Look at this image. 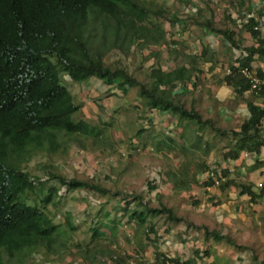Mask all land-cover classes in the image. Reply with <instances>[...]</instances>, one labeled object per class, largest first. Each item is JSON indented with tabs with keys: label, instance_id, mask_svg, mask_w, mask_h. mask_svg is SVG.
<instances>
[{
	"label": "rangeland",
	"instance_id": "1",
	"mask_svg": "<svg viewBox=\"0 0 264 264\" xmlns=\"http://www.w3.org/2000/svg\"><path fill=\"white\" fill-rule=\"evenodd\" d=\"M189 1L195 0H138L148 9L143 23L151 27L149 34L139 35L132 42L125 41L122 48L112 46L104 56L105 61L114 65L121 60L129 74L145 87L154 70L164 72L180 64H201V57L182 51L191 46L188 39L176 34L195 29L188 27L191 15L183 7ZM209 8L212 26L225 27L227 22L222 16L225 11ZM231 11L241 18L240 26L231 24L233 31H241L243 13L234 8ZM181 20L187 21L174 24ZM60 78L79 106L72 118L86 119L97 134H62L58 136L60 144L55 151L34 150L20 162L14 157L10 161L38 180L46 178L48 172H56L67 178L92 180L103 190L67 188L52 177L44 181L43 192L48 186H56L57 191L51 192L46 203L40 201L42 192L37 188L27 190L25 200L42 207L58 226L49 245L24 247L9 258L2 253L4 261L7 264H153L156 251L182 258L197 248L200 262L195 264H225V240L213 241L216 247H207L205 237L210 235L202 238V230L193 226L204 219L210 229L217 228L215 201L207 199L202 215L194 207L204 194L196 181L197 174L222 168L217 166L219 162H205L204 158L206 150L218 148L222 136L207 124L198 127L194 120L178 119L169 111L149 108L137 84L128 85L123 91L95 76L81 81L64 75ZM189 80L190 77L186 81ZM175 81L169 88V96L188 106V93L175 91ZM165 87L158 86L164 91ZM195 127L198 130L194 132ZM223 147L212 150L221 156ZM200 182L205 184L208 180L203 178ZM139 199L147 206H170L183 220L173 221L163 213H149L147 224L153 226V231H149L147 224L138 225L129 217L131 209L144 207ZM94 229L98 234H94ZM208 253L212 258L206 260Z\"/></svg>",
	"mask_w": 264,
	"mask_h": 264
},
{
	"label": "trees",
	"instance_id": "2",
	"mask_svg": "<svg viewBox=\"0 0 264 264\" xmlns=\"http://www.w3.org/2000/svg\"><path fill=\"white\" fill-rule=\"evenodd\" d=\"M147 10L138 0H0V264H7L2 253L9 258L24 247L47 246L56 232L58 225L51 222L42 207L25 200L27 190L37 188L44 203L51 192L57 191L56 186H48L43 192L44 181L51 177L67 188L103 190L92 180L67 178L56 172H48L46 178L38 180L10 161L14 157L20 162L34 150L55 151L60 144L58 136L62 134H97L86 119L72 118L79 106L62 83L61 75L73 81L95 76L123 91L126 86L137 84L149 108L169 111L178 119L194 120L198 127L207 124L220 135L229 134L231 143L221 152L222 157L235 159L239 152L245 151L255 155V163L258 161L257 155L264 144V138L258 134L263 104L247 101V117L235 128H221L211 118H201L196 110L169 96L174 80H188L189 70L185 66L164 72L154 70L145 87L129 74L121 60L114 65L105 61L104 56L112 46L122 48L125 41L132 42L139 35L149 34L151 27L143 23ZM256 21L253 15H247L241 24L255 41L241 48L243 54L236 59L242 65H249L254 54L264 60V38L253 27ZM210 27L235 44L232 30ZM256 73L264 78V68L256 67ZM222 80L232 85L236 95L249 90V83L236 69L225 73ZM159 84L166 86L165 91L159 90ZM258 94L264 97V87ZM221 172L225 174L224 170ZM238 185L250 199L264 193V183L256 193L249 184ZM139 201L144 207L129 212L138 225L147 224L149 213H163L170 220H182L170 206L152 207L142 199ZM152 227L151 223L147 224V230L153 231ZM93 231L98 234L97 230ZM210 232L216 239H225L217 231ZM192 259L156 251L153 264H192Z\"/></svg>",
	"mask_w": 264,
	"mask_h": 264
},
{
	"label": "crops",
	"instance_id": "3",
	"mask_svg": "<svg viewBox=\"0 0 264 264\" xmlns=\"http://www.w3.org/2000/svg\"><path fill=\"white\" fill-rule=\"evenodd\" d=\"M183 7L184 11L191 15V23L188 27L195 29L193 31L187 29L177 31L176 34L188 39L191 46V49L185 47L182 51L201 57L202 63L190 66L180 64L188 68L190 80H176L174 82L175 91L188 93V100H186L188 106L183 105L196 110L201 118H211L213 123L221 128H235L248 115L246 102L253 101L264 105V97L259 94L255 95L249 90L236 95L232 85L222 80L225 68L243 54L241 48L255 44L254 39L243 26L241 31H233V26H240L238 22L241 18L234 15L231 8L243 13L242 22L246 20L247 15H253L257 20L256 26L264 38V0H195L187 2V5ZM207 7H218L221 13L225 11L222 16L227 23L225 27L217 28L232 30L235 44L230 43L222 33L210 27L212 26L211 19H209L210 8L207 10ZM185 21H175L174 24ZM206 21H210L211 25ZM243 38L248 41L247 44H244ZM250 64L255 68H264V60L256 54L253 55ZM186 85L191 88H187ZM195 130H198L197 127L193 131L195 132ZM258 134L264 138V115L261 118ZM221 136L218 148L224 145L221 148L223 151L231 143V138L227 133L225 136ZM218 148L213 147L208 151L204 148L208 153L203 157L205 162L211 160L219 162L217 166L222 168L216 167V169L224 170L229 181L224 186L215 187L206 182H204L205 184L200 182V179L205 178L207 170L205 175L204 171L197 174L196 181L198 179L197 183H200L203 189L200 191L204 194L201 196L202 201L197 202L198 205L194 207L195 211L202 215L204 206L208 204L207 201L209 199L215 201L216 208L213 209V212L217 228L210 229L208 222L203 221L204 219L193 226L202 230V238L205 235H210L205 237L207 247H216L215 241L225 240V264H264V193L254 195L250 199L245 191H240L238 185L239 183L249 184L251 190L256 193L264 183V144L257 155L256 163L254 162L255 155L251 152L242 151L235 159H229L222 155H215L212 149L219 150ZM217 156L218 159H216ZM185 224L187 223L185 222ZM190 225H192L191 222ZM210 231H217L225 235V239L214 238ZM185 233H182L181 236H185ZM199 253V250L195 253L193 248L192 254L184 255L181 259L193 258L192 264L199 263ZM205 258L206 260L211 259L212 255L208 253Z\"/></svg>",
	"mask_w": 264,
	"mask_h": 264
},
{
	"label": "built area",
	"instance_id": "4",
	"mask_svg": "<svg viewBox=\"0 0 264 264\" xmlns=\"http://www.w3.org/2000/svg\"><path fill=\"white\" fill-rule=\"evenodd\" d=\"M257 28L256 25L253 26ZM232 67L228 66L225 68V73H230L232 69H236V71L240 72V74L247 80L249 83V91L255 95H258L260 89L264 87V78L260 77L256 73V68L249 63V65H242L239 63L238 59H235L231 64ZM220 168L213 169L210 168L206 172L205 179L210 181L208 184L210 185H219L223 181L227 179V175L221 172ZM169 263V262H167ZM171 264V263H170Z\"/></svg>",
	"mask_w": 264,
	"mask_h": 264
}]
</instances>
